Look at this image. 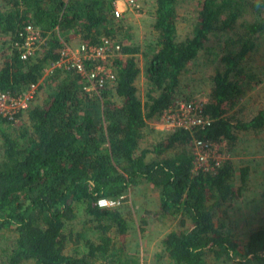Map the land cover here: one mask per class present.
I'll return each mask as SVG.
<instances>
[{
  "label": "trees",
  "instance_id": "trees-1",
  "mask_svg": "<svg viewBox=\"0 0 264 264\" xmlns=\"http://www.w3.org/2000/svg\"><path fill=\"white\" fill-rule=\"evenodd\" d=\"M109 2L0 0V92L15 96L36 85L17 121L0 116V264H140L123 207L142 184L156 190L153 220L167 226L152 264H264V212L253 200L244 201L259 213L253 227L242 235L230 227L229 207L246 190L248 168L228 159L196 175L191 150L194 140L226 142L229 150L237 131L264 128V109L249 122L229 117L258 82L247 60L264 43V0H150L141 45L131 43V28ZM178 22L190 28L182 38ZM27 25L45 42L21 59L15 43ZM74 40L119 47L106 63L115 80L103 81L99 95L73 70L51 69L61 41ZM201 55L213 65L200 110L210 125L149 137L148 124L164 110L197 103L180 77ZM100 199L119 204L100 208ZM78 214L85 222L74 234L68 225Z\"/></svg>",
  "mask_w": 264,
  "mask_h": 264
},
{
  "label": "rangeland",
  "instance_id": "rangeland-1",
  "mask_svg": "<svg viewBox=\"0 0 264 264\" xmlns=\"http://www.w3.org/2000/svg\"><path fill=\"white\" fill-rule=\"evenodd\" d=\"M151 5L150 0H146L145 4H141V15L137 19H131L126 22L127 28H131V32L134 35L132 44L136 42L137 45H141L145 32L150 30L151 15L148 12L149 8H152ZM191 12L192 10L188 12L183 10L180 11V14L187 18L191 15ZM177 30L179 36L182 38L188 34L190 28L185 22H178ZM77 43L78 41L74 40L70 44V47L74 48V45H77ZM259 47L257 52L251 54L247 60V66L251 72L253 71L252 73L256 74L258 82L253 85L252 89L230 112L229 117L233 120L234 124L237 121L249 122L260 109H264V43H260ZM204 59L206 57L204 58L201 55L192 61V63H189L180 78L187 88L186 92L193 95L194 99L202 100L205 103L211 86L210 76L212 75L213 65ZM138 63L141 67L143 61L139 60ZM137 86L143 98L146 91L144 75L140 76ZM147 132L148 134L150 133L149 130ZM158 132H161L164 136L167 134L160 130ZM151 136H156V131H151L149 137ZM236 138L235 145L227 151L229 153L228 159L232 160L235 168L238 170L248 168V187L246 185V190L241 198L230 204V227H234L242 235L253 227L257 222L256 217L259 214H256V210H254L255 206H252L249 202H244L245 199L248 201L253 200L258 207V211L264 212V128L258 134L253 131H237ZM156 209H158L157 193L148 184H142L130 190L129 200L123 207V214L131 226L128 241L130 240L134 244L129 247L137 252L136 258L140 264H152L151 258H153L156 252H159V240L167 232V226L153 220V213ZM83 218V216L78 214L68 225L74 234H77L82 229V226H84L85 220ZM142 220L147 223L146 227H143L144 231L140 229ZM71 245L72 242L69 243L67 252L71 251Z\"/></svg>",
  "mask_w": 264,
  "mask_h": 264
},
{
  "label": "built area",
  "instance_id": "built-area-1",
  "mask_svg": "<svg viewBox=\"0 0 264 264\" xmlns=\"http://www.w3.org/2000/svg\"><path fill=\"white\" fill-rule=\"evenodd\" d=\"M141 4L138 0H110L109 8L112 16L118 20L127 22L131 19H137L142 12ZM20 42L15 45L20 48L21 59L32 56L34 52L45 42V38L40 34L38 29L31 25L24 27L21 32ZM62 47L59 51L58 60L51 66L60 70H73L79 74L86 82L87 91L100 93L103 81L115 80V72L111 69L107 60L118 51L119 47H109L111 44L108 40H102L99 45H88L79 43L74 48L61 41ZM119 55V53H117ZM101 61L102 63H100ZM90 62V66L85 63ZM36 85H30L29 88L15 96L9 93L0 92V116L11 121H17L15 115L19 112L24 113L30 106L35 96ZM197 103L186 105L184 102H176L164 110L161 114L160 121L156 124H148L154 131L171 132L173 129L181 128L187 131L194 129H204L208 127L211 121L204 118L200 110L204 104L202 100H196ZM227 143L214 144L200 140H194L192 143V156L194 174L210 173L220 167L228 158ZM119 204L117 201L100 199L97 205L100 208L115 207Z\"/></svg>",
  "mask_w": 264,
  "mask_h": 264
},
{
  "label": "crops",
  "instance_id": "crops-1",
  "mask_svg": "<svg viewBox=\"0 0 264 264\" xmlns=\"http://www.w3.org/2000/svg\"><path fill=\"white\" fill-rule=\"evenodd\" d=\"M78 43H81V42H78ZM78 43H77V45H78ZM74 46H76V45H74Z\"/></svg>",
  "mask_w": 264,
  "mask_h": 264
}]
</instances>
